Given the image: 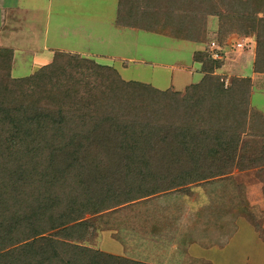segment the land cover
<instances>
[{"label": "trees", "instance_id": "1", "mask_svg": "<svg viewBox=\"0 0 264 264\" xmlns=\"http://www.w3.org/2000/svg\"><path fill=\"white\" fill-rule=\"evenodd\" d=\"M116 10L118 27L192 43L215 17L220 45L255 39L252 71L264 74V0H117ZM204 52L192 56L202 78L180 95L60 50L13 78V51L0 48V264H147L85 246L93 221L223 176L236 157L264 165V135L253 159L240 145L250 128L264 132L250 78L225 88Z\"/></svg>", "mask_w": 264, "mask_h": 264}, {"label": "rangeland", "instance_id": "2", "mask_svg": "<svg viewBox=\"0 0 264 264\" xmlns=\"http://www.w3.org/2000/svg\"><path fill=\"white\" fill-rule=\"evenodd\" d=\"M90 2L91 12L87 8ZM77 4L78 1L70 3V0H63L60 6L49 7L44 26L40 21L43 16L37 19L40 25L35 26L36 34L32 38L38 42L40 48L37 49L42 50L41 54L44 55L21 51L13 43L11 48H7L0 42V48L13 51V78L28 76L49 63L53 52L60 50L77 53L100 65L112 67L125 81L140 82L160 91L170 89L171 92L184 95L189 87L202 78L195 71L199 66L193 64L192 54L194 50L205 51L209 56L211 54V59L221 62L213 75L225 88L231 85L232 79H252L250 110L264 117V74L252 72L256 45L252 36L231 35L220 45L215 35L217 19L208 17L206 39L201 43L186 42L141 30L120 29L114 23L116 0H82L75 7ZM99 12H102L101 22H96L93 15ZM76 13L77 16H85V19L75 17ZM87 13L91 16L89 20ZM30 15H23L25 21H30ZM24 31H27L26 25ZM215 54L219 58H215ZM260 134L263 136L264 132L250 128L248 134L241 136L240 145L248 159L259 155L263 141ZM249 161L236 157L232 168L223 176L105 213L93 221L84 245L104 253L121 252V256L111 255L149 262L147 264H189L185 256L176 259V256L173 258L168 253L181 241L185 245V235H188L185 230L192 225L211 229V225L221 220L222 223L227 221L231 211L235 210L263 239L264 165L253 166L254 162ZM197 234L200 235L190 232V237L196 238ZM149 236H158L165 244L157 239L152 245L146 240ZM204 239L207 240V237ZM179 251L182 252L180 249L174 252Z\"/></svg>", "mask_w": 264, "mask_h": 264}, {"label": "crops", "instance_id": "3", "mask_svg": "<svg viewBox=\"0 0 264 264\" xmlns=\"http://www.w3.org/2000/svg\"><path fill=\"white\" fill-rule=\"evenodd\" d=\"M33 1L34 2L32 3H25L22 0H0V42L2 41L7 48H11L10 46H13L14 44L19 46V50L35 55L36 53H42V50L37 49L39 47L38 42L33 41L34 38H32V35L36 34L35 26L40 25L38 24L40 21L44 26L45 19L50 12L49 7L60 6L63 4V0ZM43 1H45V3H43ZM72 1H78V4L75 7L82 2V0H70V3ZM90 6L91 2L87 8L89 9ZM115 9H117V0ZM89 12H91V9H89ZM28 13L31 14L29 22L25 21L26 18L24 17ZM77 13L75 14V17L85 19V16H77ZM41 15L43 16L42 20L38 21L37 19ZM87 15L89 20L91 18L90 13H87ZM101 17L102 12L94 13L93 15V19L96 22H101ZM24 25L27 26L26 32L24 31ZM119 28L125 29V27ZM126 29L135 30L131 28ZM44 43L45 42H43V45ZM194 52H196V50H194ZM231 212V217H229L227 221L222 223L223 221L221 220L219 221L220 223L211 225V229H208L203 225H192L190 229L185 230V232H188V235L185 233V245L183 244V241H181L179 244H175L168 253H171L173 258L176 256V259H178V257L183 259V256H185V258L189 259V264H193V262H197L198 264H205V262H208L209 264H264V238L262 239L257 230L251 224L240 218L238 216L240 214L237 213L236 210ZM262 227L264 229V225ZM190 232H198L200 235L197 234L198 237L193 238L190 237ZM206 237L207 240L204 239ZM159 238L160 237L158 236H149L146 240L153 245V243H156ZM160 239L159 241L164 243ZM176 249H180L182 252H174ZM107 253L122 255L121 252L116 251ZM137 261L144 262L141 260ZM150 264H153V262H150Z\"/></svg>", "mask_w": 264, "mask_h": 264}, {"label": "built area", "instance_id": "4", "mask_svg": "<svg viewBox=\"0 0 264 264\" xmlns=\"http://www.w3.org/2000/svg\"><path fill=\"white\" fill-rule=\"evenodd\" d=\"M215 58H219L218 54H215Z\"/></svg>", "mask_w": 264, "mask_h": 264}]
</instances>
